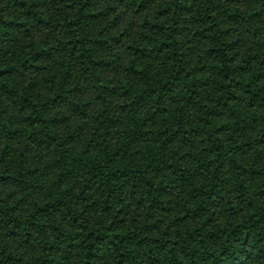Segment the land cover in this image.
Wrapping results in <instances>:
<instances>
[{
    "label": "trees",
    "instance_id": "trees-1",
    "mask_svg": "<svg viewBox=\"0 0 264 264\" xmlns=\"http://www.w3.org/2000/svg\"><path fill=\"white\" fill-rule=\"evenodd\" d=\"M0 264H264V0H0Z\"/></svg>",
    "mask_w": 264,
    "mask_h": 264
}]
</instances>
